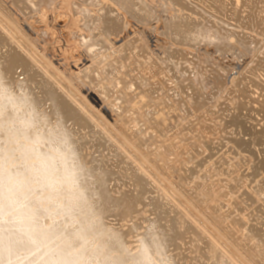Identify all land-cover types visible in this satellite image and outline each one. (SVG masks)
Listing matches in <instances>:
<instances>
[{
	"label": "bare ground",
	"instance_id": "bare-ground-1",
	"mask_svg": "<svg viewBox=\"0 0 264 264\" xmlns=\"http://www.w3.org/2000/svg\"><path fill=\"white\" fill-rule=\"evenodd\" d=\"M14 1L22 13L26 11L29 13L31 11L28 12V10L39 7L42 2L50 4L55 0H38L39 2L33 5L31 0ZM78 1L83 4L82 14L86 16L88 25L92 29L96 27L97 30H101L106 35L108 32L117 33L121 31L125 25L122 13L140 26L152 24V21L156 19L152 8L144 0ZM161 1L178 12L177 16L172 19L171 25L169 27L166 25V28L171 29L172 40L178 45H192L198 36L212 35L208 29L206 31L199 29L202 19L197 18H205L201 16V12L199 14L200 9L203 14L209 16V19L214 20V26L213 24L210 25L213 28H216L215 22L221 26L219 29L222 26L223 30L226 29L225 27H230L231 33L226 30L224 32L230 34L232 40L234 38L239 40L235 32H238L239 25L236 28L233 25L234 22H242L245 25L244 27L247 25L250 29L261 26L264 31V17L261 13L253 11L251 6L254 3L256 4L258 0H244V4L242 0H200L203 6V3L206 4L204 7L208 8L207 10L203 9L198 4L199 2L195 4L196 0ZM189 1L190 3H188ZM202 1L204 2L202 3ZM242 4L246 6L242 8ZM257 4L262 6L259 1ZM244 8L245 11L250 10V13L252 11L253 16L250 15L252 18H249V16L240 17V12ZM253 8L256 7L253 5ZM263 9L260 7V10L263 11ZM121 10L122 13H120ZM255 13L258 14L259 20L258 18L256 20ZM233 19H236V21ZM229 21L234 22L231 24ZM241 30L239 33H241ZM216 31L221 33L222 29ZM247 31V33L250 32ZM251 33H253L252 30ZM226 34L224 33V35ZM240 36L242 38V35ZM254 36H257L256 39H258L257 34ZM246 41L245 43H247ZM116 53V57L129 55L128 51ZM169 55L167 56L166 52L167 58L165 59H169ZM262 60L264 59L262 58ZM40 65L42 64L36 60L35 56L6 29H3L0 24V264H206V260L211 259L214 255L216 257L221 249L216 244L213 246L214 242L209 243L208 241L211 239H205L208 237L207 235L204 238L198 223L201 219L196 223V225L199 224V227L194 226L193 221L190 222L192 225L189 223L191 219L188 214H191L193 210L186 209V212L185 208H187L186 204L190 206H193V204L184 202V199L180 197V201L182 199L184 202L183 206L185 205V208H182L183 212L184 210L185 213L190 211L187 214L190 220L184 218L186 215H182L183 212L181 217L177 211L179 207L174 206L172 202L176 201L175 197L172 196V200H169L168 198L171 196L167 197L168 195L162 192L159 193L164 196H159L158 187L155 186L157 182L150 175L151 172L149 173L151 177L147 176L148 173L146 172L145 174L141 173L134 165L136 163L130 153L113 144V140L105 133L102 122L92 116L93 114L89 108L65 92L61 84ZM249 84L246 85L249 86ZM239 88L242 89L240 86ZM185 89L187 90L189 87H181L184 94ZM191 90H193V94L190 95L192 91L190 94L187 92L188 97L183 99V106L190 107L191 104H198L197 91L194 88ZM238 91L237 96H240ZM261 95L263 97L261 100H263L264 94L261 93ZM92 100L95 104H99V100L102 101L100 98L95 97H92ZM241 102L239 101V103ZM237 103H235L234 108H236ZM249 106L247 109L251 110ZM257 107L264 112V101L261 103L262 108ZM230 111L229 108L227 112ZM233 121L235 127L236 125L238 127L242 126V123H238L236 118ZM229 124L231 126L233 123L229 122ZM195 136L197 139L202 140L201 137ZM252 136V141L250 143L247 141L248 145L245 144V141H242L244 138L239 142H243L242 145H246L250 149L251 147L254 149L257 143L258 145L259 143L262 144L264 147V139H259V135L255 133ZM209 137L211 139L210 135ZM150 140H152V136L147 135L140 142L146 148L147 145H151H149ZM207 141L202 140V142H199V149L211 151L212 142ZM236 169L238 171V168ZM190 173V170L187 169L185 179L189 180V176L193 174ZM223 174L226 176V173ZM146 176L153 179L155 185L151 179L152 183L149 182ZM225 176L220 175L223 178ZM232 176L233 174H229L224 179L231 180ZM224 183H227V181ZM252 184L253 182L250 185ZM155 192L158 193L157 196H154ZM175 196L177 197L176 194ZM177 204L181 205L178 202ZM174 207H177V209ZM200 223L202 224V222ZM259 225L261 224L259 223ZM246 229L248 230V228ZM249 229L251 230V228ZM256 229H254V235L250 236L253 242L255 240V251L251 250L249 256L246 254L242 256L240 254L242 252L238 251V255L242 256V258L237 256L238 260L242 259L239 260L241 264H253L251 259L257 260V264H264L263 228L258 230L260 231L259 234ZM204 231H208V229ZM204 231L203 233H206ZM214 231H217V229ZM246 237L249 236L246 235ZM243 241H245V238ZM247 243H249L248 240ZM249 244L252 245V242ZM215 246L216 250H214ZM251 247L253 248V246ZM222 252L220 253L221 256L223 254L226 256ZM221 256L218 260H215V262L217 261L216 264H240L237 259V262H232L231 258L224 256L225 259L228 258L225 260L223 256L221 259ZM228 260L230 263L227 262Z\"/></svg>",
	"mask_w": 264,
	"mask_h": 264
},
{
	"label": "rangeland",
	"instance_id": "rangeland-1",
	"mask_svg": "<svg viewBox=\"0 0 264 264\" xmlns=\"http://www.w3.org/2000/svg\"><path fill=\"white\" fill-rule=\"evenodd\" d=\"M39 1L31 0V4H37ZM144 1L152 8L156 21H152V24L149 25H141V27L121 10L125 25L121 31L108 32L107 35L101 30H97L96 27L92 29L88 25L86 16L82 14L83 4L78 0H55L50 4L42 2L39 7L28 10L31 12L27 13L26 11V14L17 8L14 0H0V24L35 56L36 60L42 64L40 66H43L61 84L65 92L89 108L92 116L102 122L104 131L113 140V144L130 153L136 163L134 165L141 173L145 174L146 172L147 176L152 175V178H155L156 185L153 179L146 176L149 182L153 181L154 185L158 187V193L162 192L166 193L167 197L171 196L168 198L169 200H172V196L175 197L176 201L172 202L174 206L179 207V209L174 208L177 209L180 216L185 208L184 202L193 204V206L186 204L185 210L190 209L193 212L188 214L190 211L185 213L184 210L182 215L186 216L183 217L187 220L191 219L189 223L193 221L194 226L201 219L198 222L200 225H198L204 238L208 236L205 239L209 240L210 238L211 240L208 242H214L213 246L216 244L221 249L220 252L217 250L219 252L216 255L217 258L215 255L212 256L214 261L211 258L206 260V264H214L215 260L221 256L222 251L226 256L230 254L227 257L231 258L232 262H239L242 260V256L245 254L249 256L251 250L255 251V240L253 242L250 238L251 235H254V229L257 228L259 234L258 230L263 228L262 235H264V227L261 226H264V147L260 143L259 145L257 143L254 149L253 147L251 149L248 147V149L246 145H242L244 141L248 145L252 141L254 133L259 135V139H264V134H262L264 132V112L257 107H261V103L264 101V99L261 100L263 98L261 93L264 94V60H262V58L264 59V31L261 26L258 27L262 31L258 27L250 29L247 25L244 27L242 22L232 21L236 28L239 25L238 32L235 31L239 40L235 38L232 40V36L224 32L225 30L229 32L230 27H225L226 29L223 30L222 26L221 33L223 34H221L216 31H221L219 29L221 26L215 22L216 28H213L214 20L210 18L212 21H209V16L203 14L200 9L199 14L202 13L201 16L205 18H197L202 19V21L199 20L201 23L199 29L203 31L208 29L212 35L198 36L192 45H178L171 38V29L166 28V25L168 27L171 25L172 19L177 16L178 12L161 0ZM242 1L244 4V0ZM258 1L263 7L257 4ZM258 1H256L257 6L253 2L252 10L261 13L264 17V9L260 10V7L264 8V0ZM196 2H199L198 4L203 9H208L204 7L206 6L204 1H202L204 6L200 0H196L195 4ZM243 4L242 8L246 6ZM253 5L256 8H253ZM242 10L240 17L249 16L252 18L250 17L252 11L250 13V10H247L248 14L245 8ZM257 13H255L256 20ZM233 20L236 21V19ZM229 22L232 24L231 21ZM212 24L213 26H210ZM240 30L241 33H239ZM247 30L250 32L247 33ZM251 30L254 34L251 33ZM256 34L258 39H256L257 36H254ZM259 50L263 53L260 54ZM124 51H128L129 55L126 57L115 56L116 52L123 53ZM175 51L178 53L176 54ZM166 52L167 56L171 54L169 55L171 59H165L167 58ZM174 55L176 56L174 57ZM246 84H249L250 87ZM181 87H189V89H187L188 91L185 89L184 94ZM193 88L198 94V104H191L190 107L183 106V99H186L191 91L190 95L193 94V90H191ZM237 91L240 96H237ZM92 97L100 98L102 101L99 100V104H95ZM239 101H242L243 104ZM235 103H237L236 108H234ZM247 105L251 110L247 109ZM192 106L193 108H191ZM229 108L231 111L227 112ZM235 118L238 123H242V126L236 125L235 127L233 121ZM251 118L252 120H250ZM228 121L233 124L230 126ZM245 132L248 134L247 136ZM207 134L211 136V139ZM147 135L152 136V140H150L151 143L149 142L151 145H147L145 148L140 141ZM195 135L198 138L201 137L202 140L212 142L211 151L199 149V142L202 140L197 139ZM194 140L196 141L194 142ZM241 140L242 143L239 142ZM196 144L199 146L197 147ZM151 146L153 147L151 148ZM222 153L226 154V157ZM208 155L210 156L208 157ZM207 158L210 160L208 161ZM233 166H236L238 171ZM187 169L190 170V174L193 173L190 175L191 179L189 176L191 182L185 179ZM222 173H226V176L229 174L235 176H232L231 180H225L224 178L227 177ZM219 174L225 177H220ZM224 180L229 185L224 183ZM251 182H253L252 185H250ZM157 192L154 196H157ZM160 193L158 195L162 196L163 194ZM178 195L179 200L177 201ZM180 197L184 199V202L182 199L180 201ZM207 229L208 231H204ZM216 229L218 234L217 231H214ZM248 231H251L252 234ZM244 233L249 237H246ZM244 238L245 241H243ZM247 240L249 243L252 242V245L247 243ZM216 246L214 250H216ZM238 251L242 252L239 260ZM215 253L217 254V252ZM203 261L205 262V260ZM251 261L253 264H257V260L251 259ZM227 262L230 263L229 260Z\"/></svg>",
	"mask_w": 264,
	"mask_h": 264
}]
</instances>
